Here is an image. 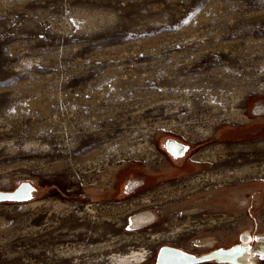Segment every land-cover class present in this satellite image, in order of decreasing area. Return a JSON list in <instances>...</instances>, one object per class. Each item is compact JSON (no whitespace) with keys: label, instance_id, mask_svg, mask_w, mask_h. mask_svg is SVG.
Masks as SVG:
<instances>
[{"label":"rangeland","instance_id":"1","mask_svg":"<svg viewBox=\"0 0 264 264\" xmlns=\"http://www.w3.org/2000/svg\"><path fill=\"white\" fill-rule=\"evenodd\" d=\"M22 181L0 264L263 233L264 0H0V190Z\"/></svg>","mask_w":264,"mask_h":264},{"label":"water","instance_id":"2","mask_svg":"<svg viewBox=\"0 0 264 264\" xmlns=\"http://www.w3.org/2000/svg\"><path fill=\"white\" fill-rule=\"evenodd\" d=\"M163 146L175 159L181 157L186 148V144L171 137L165 140ZM130 183L134 182H128L126 188ZM35 189L30 181H22L12 190H0V203L31 201ZM260 234L263 235L264 232ZM250 242L251 239L247 236L245 239L243 237L241 243L229 247H218L200 254H194L182 248L165 244L158 249L155 264H200L210 261L219 264H245L243 258L249 254H254L257 258H264V237L257 234L252 239L253 244Z\"/></svg>","mask_w":264,"mask_h":264},{"label":"bare ground","instance_id":"3","mask_svg":"<svg viewBox=\"0 0 264 264\" xmlns=\"http://www.w3.org/2000/svg\"><path fill=\"white\" fill-rule=\"evenodd\" d=\"M133 185V184H132ZM131 185V186H132ZM141 217L142 216H139V215H135L132 217V222H133V225L134 226H138L140 221L141 220ZM145 217V216H143ZM260 237H264V234H258ZM249 236L248 234H245L244 235V239L245 237ZM250 237V236H249ZM197 244L200 245V246H212L214 245L215 243V239L214 237H210V236H204V237H201L199 238L197 241ZM253 244V242L251 243ZM143 249V248H142ZM132 250L130 251L129 253H124V254H119L116 258L117 261L119 260L120 264H129L130 261L134 262V263H140V262H143L145 260V257H146V253H144L143 250ZM147 252V250H146ZM148 257V256H147ZM112 258V257H111ZM114 258H115V255H114ZM255 259H257L256 255L254 254H249L247 257H244L243 260L245 261V264H248V263H251L252 261H254ZM111 260V259H110ZM113 260V259H112ZM114 261V260H113ZM112 262V261H111ZM113 264V263H112Z\"/></svg>","mask_w":264,"mask_h":264},{"label":"flooded vegetation","instance_id":"4","mask_svg":"<svg viewBox=\"0 0 264 264\" xmlns=\"http://www.w3.org/2000/svg\"><path fill=\"white\" fill-rule=\"evenodd\" d=\"M172 138H174V137H172ZM174 139H176V138H174ZM165 140L166 139H164V142H165ZM176 140H178V139H176ZM178 141H180V142H182L181 140H178ZM182 143H184V142H182ZM185 144V143H184ZM186 149V148H185ZM184 149V151H183V153L184 152H186V150ZM169 154V153H168ZM172 158H173V156L171 155V154H169ZM183 155V154H182ZM184 158V157H183ZM182 158V156L181 157H179L178 159H175V158H173V160H181V161H183L184 159ZM140 225V224H139ZM250 239H251V242L250 243H252V239H253V236H250ZM162 245H160L158 248H157V250H156V254H157V251H158V249L161 247ZM227 247H229V246H227ZM215 248H218V247H214V248H211L210 250H212V249H215ZM156 254H155V256H156ZM210 262H214V261H210ZM216 263V262H215Z\"/></svg>","mask_w":264,"mask_h":264},{"label":"crops","instance_id":"5","mask_svg":"<svg viewBox=\"0 0 264 264\" xmlns=\"http://www.w3.org/2000/svg\"><path fill=\"white\" fill-rule=\"evenodd\" d=\"M233 129H234V127L228 126L227 128L221 130V131L218 133V136H224V135H227V134H228L227 132H228V131H231V132H232ZM250 130L253 132V130H252L251 128H250ZM231 132H230L228 135H230ZM233 135H234V134H233Z\"/></svg>","mask_w":264,"mask_h":264}]
</instances>
